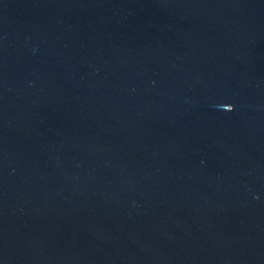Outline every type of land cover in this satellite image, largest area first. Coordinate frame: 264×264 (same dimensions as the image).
Here are the masks:
<instances>
[{
	"label": "water",
	"instance_id": "95a60500",
	"mask_svg": "<svg viewBox=\"0 0 264 264\" xmlns=\"http://www.w3.org/2000/svg\"><path fill=\"white\" fill-rule=\"evenodd\" d=\"M0 264H264V0H0Z\"/></svg>",
	"mask_w": 264,
	"mask_h": 264
},
{
	"label": "clouds",
	"instance_id": "9594fccd",
	"mask_svg": "<svg viewBox=\"0 0 264 264\" xmlns=\"http://www.w3.org/2000/svg\"><path fill=\"white\" fill-rule=\"evenodd\" d=\"M228 110H231V107H230V109H228Z\"/></svg>",
	"mask_w": 264,
	"mask_h": 264
}]
</instances>
